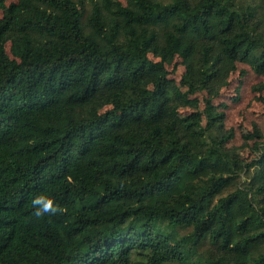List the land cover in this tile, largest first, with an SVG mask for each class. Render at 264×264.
Instances as JSON below:
<instances>
[{
  "label": "trees",
  "instance_id": "1",
  "mask_svg": "<svg viewBox=\"0 0 264 264\" xmlns=\"http://www.w3.org/2000/svg\"><path fill=\"white\" fill-rule=\"evenodd\" d=\"M0 11V264H264V137L241 159L219 102L264 77V0Z\"/></svg>",
  "mask_w": 264,
  "mask_h": 264
},
{
  "label": "rangeland",
  "instance_id": "2",
  "mask_svg": "<svg viewBox=\"0 0 264 264\" xmlns=\"http://www.w3.org/2000/svg\"><path fill=\"white\" fill-rule=\"evenodd\" d=\"M11 0H6L9 3ZM124 2V0H120ZM0 11V18H1ZM239 69H246L247 75L243 78V85L240 92L235 91V85L229 86L223 92L225 98H219V102L227 105L225 109L227 128H233L235 138L231 145L238 148V154L244 161H250L256 156V144L254 140H245L244 135L252 132L253 124L264 137V77H255L246 65L239 64ZM182 71V66H178L174 77L178 78ZM238 72L232 74L231 80L237 79ZM236 97L238 100L233 103L230 98ZM260 140L258 143H263Z\"/></svg>",
  "mask_w": 264,
  "mask_h": 264
},
{
  "label": "clouds",
  "instance_id": "3",
  "mask_svg": "<svg viewBox=\"0 0 264 264\" xmlns=\"http://www.w3.org/2000/svg\"><path fill=\"white\" fill-rule=\"evenodd\" d=\"M31 207L33 209L32 216L36 219H41L45 216H55L57 213H63L65 210L53 198L43 193L32 197Z\"/></svg>",
  "mask_w": 264,
  "mask_h": 264
}]
</instances>
